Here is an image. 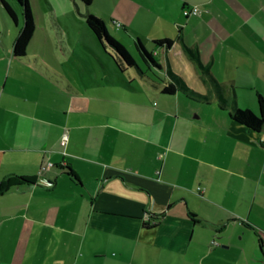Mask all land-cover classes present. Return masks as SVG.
Here are the masks:
<instances>
[{"label": "crops", "instance_id": "obj_1", "mask_svg": "<svg viewBox=\"0 0 264 264\" xmlns=\"http://www.w3.org/2000/svg\"><path fill=\"white\" fill-rule=\"evenodd\" d=\"M8 1L18 29L0 47V186L33 181L0 191V264H264V131L232 118L264 96V0H29L22 58V9ZM82 3L162 60L158 76L107 63ZM62 50L75 72L51 63ZM48 160L52 184L39 175Z\"/></svg>", "mask_w": 264, "mask_h": 264}, {"label": "trees", "instance_id": "obj_2", "mask_svg": "<svg viewBox=\"0 0 264 264\" xmlns=\"http://www.w3.org/2000/svg\"><path fill=\"white\" fill-rule=\"evenodd\" d=\"M22 9L23 16V27L19 31L13 45V54L15 57L22 58L26 56L27 47L33 37L35 31V21L33 12L30 6L29 0H16ZM84 2L89 3L90 0H84ZM3 6L16 21V11L8 0H2ZM87 25L96 35L100 43L107 49L113 50L112 57L120 70L128 69L130 67H135L144 75L150 71L151 73L158 76L157 70H163V67L159 65L158 61L155 59L153 53L144 45V43L138 38L135 42V49L138 55V61L132 57L128 49L114 36H112L105 24V21L94 15L93 13L87 14ZM157 46L170 47L172 40L170 39H159L154 40ZM169 73L173 79H175V73L169 70ZM180 81L178 78L176 79ZM162 91L167 94H173L176 92V85L174 82H169L163 85ZM258 106L260 115L256 114L252 109H243L239 106H235L232 113V118L239 123H242L256 131H264V96L258 94ZM70 175L72 172L67 171ZM21 181L14 180L13 182H8L5 186H0V191L8 189L13 185L20 184L22 182H32V179L22 177ZM155 225V224H154Z\"/></svg>", "mask_w": 264, "mask_h": 264}, {"label": "rangeland", "instance_id": "obj_3", "mask_svg": "<svg viewBox=\"0 0 264 264\" xmlns=\"http://www.w3.org/2000/svg\"><path fill=\"white\" fill-rule=\"evenodd\" d=\"M77 7V6H76ZM5 14L8 17V21L4 20L1 12H0V47L3 48L2 44V40H7L6 42L8 43V45H12V34H14L16 32V30L18 29V26H16V21H14L12 19V17L8 14V12L6 11L5 8H3ZM77 13L80 15V20L81 23L84 22L86 25V28L89 30L88 25L86 23L87 21V14H88V8L87 5L82 3L81 4V10H76ZM94 14V13H93ZM84 15V16H83ZM96 15V14H94ZM97 16V15H96ZM99 17V16H98ZM101 18V17H99ZM102 20H104L105 18L102 16L101 18ZM62 23H64L65 27H68V25H72V22H66L63 21ZM107 29L110 28V24L108 22H105ZM11 27L12 30L8 33V37H7V28ZM72 28V26H70ZM91 32V31H90ZM12 33V34H11ZM92 33V32H91ZM91 36H93V38L95 39V44L98 46L102 56L104 57L105 61L107 63H109L113 68L117 67L116 63L113 59V57L111 56L113 53V50L108 48V52L105 51V49L100 45V43H98V39L96 38V36L92 33ZM56 38L58 39V41L61 39V37H59V35H57L56 33ZM72 40V39H71ZM74 40V39H73ZM60 42V41H59ZM61 44V42H60ZM126 45V48L128 49V51L130 52V54L132 55L133 58H135L138 61V55L137 52L131 48L129 45H127L126 43H124ZM62 46H59V49ZM81 48V46H80ZM82 52L81 53V57L83 58V61L86 63L87 68L90 69V73H92L93 76L98 75L97 72H99L101 70V65L99 64L98 60L95 57H90V55H88L86 52H84L83 50H80ZM28 52V50H27ZM154 57H156V59L159 62H162V60H160L157 56L154 55ZM48 59V57H47ZM57 62V66L58 68L62 69L63 71L70 73L71 71H74L73 69V65H71V63L68 61V59L66 58V55L64 54L63 50L61 51V53H57V58H52V62L51 63H56ZM163 63V62H162ZM159 65H161L160 63H158ZM75 72V71H74ZM243 109H248L247 107H241ZM256 114L260 115L259 110H255L254 111ZM152 253H154V251L152 250ZM156 256V255H155ZM166 262H161L159 260H157V258L154 256H152L151 259H146L145 261H139L136 260L135 264H165ZM125 264V263H123ZM170 264V263H169Z\"/></svg>", "mask_w": 264, "mask_h": 264}, {"label": "built area", "instance_id": "obj_4", "mask_svg": "<svg viewBox=\"0 0 264 264\" xmlns=\"http://www.w3.org/2000/svg\"><path fill=\"white\" fill-rule=\"evenodd\" d=\"M199 12H200V8H199V6H193L192 8H185V9H184V13H185L186 15H190V14H192V13L195 14V13H199ZM68 140H69V134H68V131L65 130V131L63 132V134H62V137H61V144H62L63 146H66L67 143H68ZM54 165H55L54 162H52L51 160H48V161L44 162V163L41 165V168H40V170H39V175H40L41 179H42L45 183H47V184H52V181H51V179H50L49 177L45 176V173H46L48 170H50ZM153 215H154V214H153L152 212H148V213L146 214V217H147L148 219H151Z\"/></svg>", "mask_w": 264, "mask_h": 264}]
</instances>
